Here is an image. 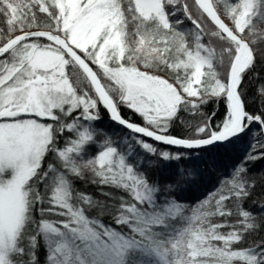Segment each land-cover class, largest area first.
I'll use <instances>...</instances> for the list:
<instances>
[{
    "label": "snow or ice",
    "instance_id": "1",
    "mask_svg": "<svg viewBox=\"0 0 264 264\" xmlns=\"http://www.w3.org/2000/svg\"><path fill=\"white\" fill-rule=\"evenodd\" d=\"M261 163L264 0H0V264H264Z\"/></svg>",
    "mask_w": 264,
    "mask_h": 264
},
{
    "label": "trees",
    "instance_id": "2",
    "mask_svg": "<svg viewBox=\"0 0 264 264\" xmlns=\"http://www.w3.org/2000/svg\"><path fill=\"white\" fill-rule=\"evenodd\" d=\"M104 124L106 127H108L107 120L104 121ZM117 131L119 130L117 129ZM232 155L234 156L235 153H233ZM231 162L232 161L230 157L224 156L222 158H218V163H209L208 165H206L208 177L199 185L197 189H194V191L191 193L192 197L195 198L209 191L213 187L218 177L230 167ZM255 170L257 173L264 171V163L258 164ZM85 190L94 191V189H92L91 187H88Z\"/></svg>",
    "mask_w": 264,
    "mask_h": 264
}]
</instances>
